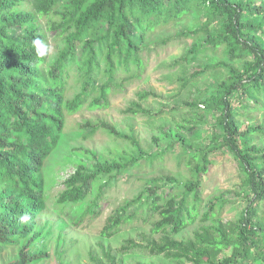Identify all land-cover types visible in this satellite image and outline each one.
Returning a JSON list of instances; mask_svg holds the SVG:
<instances>
[{
	"label": "trees",
	"instance_id": "trees-1",
	"mask_svg": "<svg viewBox=\"0 0 264 264\" xmlns=\"http://www.w3.org/2000/svg\"><path fill=\"white\" fill-rule=\"evenodd\" d=\"M59 3L0 0V243L24 240L17 260L10 264H31L46 255L31 250L42 235L33 218L46 208L44 168L60 144L66 115L86 102L89 109L106 107L118 72L142 66L148 34L191 13L202 20L192 34L204 37L182 59L192 61L198 51L220 48L228 56L219 63L227 69L226 78L204 102L207 108L220 110L217 122L222 144L243 172L242 186L248 190L249 202L237 221L222 223L219 212L224 200L211 201L204 212L211 224L201 226L191 239H173L199 212L201 173L207 171L209 162L198 149L187 161L192 179L179 183L168 177L173 188L169 192L148 187L143 200L142 194L137 197V210L157 215L152 231L163 235L150 243L154 254L186 258L194 264H264V220L256 217L253 206L264 201V144L256 141L264 138V121L240 131L233 111L236 99L243 106L264 108V0H70L58 9ZM41 18H45V29L38 22ZM47 31L61 37L63 45L44 68L46 57H36L32 41L39 38L47 45ZM178 35L188 36L186 32ZM72 72L78 76L79 88L68 96ZM94 92L97 95L89 99ZM147 96V91L137 93L139 101ZM139 101L131 102L125 112L148 113ZM86 123L92 133L103 128L130 141L138 156L100 161L92 171L84 164L77 166L64 181L58 201L73 206L91 196L85 215L96 211L101 189L111 179L147 157L135 138L114 126ZM181 129L177 124L174 134L189 144ZM126 208L106 218L101 235L112 236L135 218L138 211L126 214ZM22 216L28 220L21 222ZM228 249L231 253L224 255Z\"/></svg>",
	"mask_w": 264,
	"mask_h": 264
},
{
	"label": "rangeland",
	"instance_id": "rangeland-1",
	"mask_svg": "<svg viewBox=\"0 0 264 264\" xmlns=\"http://www.w3.org/2000/svg\"><path fill=\"white\" fill-rule=\"evenodd\" d=\"M59 1L58 9H61L70 0ZM38 22L46 28L45 18ZM201 24L200 15L191 13L149 33L141 53L142 66L118 72L107 94L106 107L89 109L86 102L78 111L66 115L60 144L44 168L46 208L33 218L42 235L34 241L31 250L44 251L46 255L31 264H194L186 258L151 252L150 243L159 241L163 234L152 231L157 215L137 210V197L142 194L143 200L148 187L155 186L158 192L172 191L168 177L179 183L191 180L187 161L198 149L206 153L209 162L207 171L201 173L199 212L182 231L172 236L173 239H191L201 226L210 225L212 220L204 219V212L211 201L224 200L219 212L222 223L237 221L241 216L249 202L248 190L242 186L243 172L233 154L222 144V128L217 122L220 110L207 108L204 102L226 78L227 69L219 63L228 60V56L220 48L198 51L192 61L182 59L191 46L204 37L203 33L191 32ZM180 32L188 36L178 35ZM46 33L45 41L51 51L45 56L44 68H48L63 45L61 37ZM162 39L167 41L162 42ZM71 74L68 96L79 88L77 74ZM141 91H147L148 96L139 101L137 93ZM95 95L96 92L92 93L89 99ZM133 101H139L148 113H126ZM243 103L238 99L233 101L240 131L264 121V108L243 106ZM87 121L114 126L121 134L135 138L146 156L154 158L138 160L126 172L111 179L110 184L101 189L96 211L85 215L91 196L73 206L58 201L64 181L77 166L84 164L92 171L100 161L138 156L130 141L103 128L92 133ZM177 124L183 127L181 131L189 144L174 134ZM191 125L193 129L188 130ZM256 141L264 144L262 137H257ZM126 205V214L138 211L135 218L124 222L112 236L101 235L106 218ZM253 206L256 217L264 220V201L254 202ZM81 214L84 216L79 220ZM23 243L24 240L16 244L0 243V264L16 261ZM223 253L229 255L231 250Z\"/></svg>",
	"mask_w": 264,
	"mask_h": 264
},
{
	"label": "clouds",
	"instance_id": "clouds-1",
	"mask_svg": "<svg viewBox=\"0 0 264 264\" xmlns=\"http://www.w3.org/2000/svg\"><path fill=\"white\" fill-rule=\"evenodd\" d=\"M32 46L35 50V55L37 58H43L46 55H48L49 52L51 51L50 48L39 38L34 39L32 41ZM20 219H21V222H26L28 220V217L22 216Z\"/></svg>",
	"mask_w": 264,
	"mask_h": 264
}]
</instances>
